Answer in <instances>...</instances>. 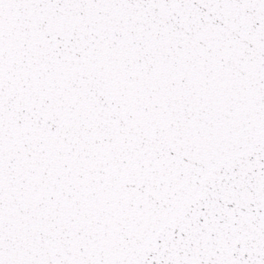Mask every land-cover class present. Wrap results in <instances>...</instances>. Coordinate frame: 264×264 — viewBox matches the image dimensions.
Returning a JSON list of instances; mask_svg holds the SVG:
<instances>
[{
    "label": "snow or ice",
    "instance_id": "snow-or-ice-1",
    "mask_svg": "<svg viewBox=\"0 0 264 264\" xmlns=\"http://www.w3.org/2000/svg\"><path fill=\"white\" fill-rule=\"evenodd\" d=\"M0 264H264V0H0Z\"/></svg>",
    "mask_w": 264,
    "mask_h": 264
}]
</instances>
